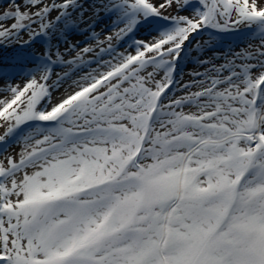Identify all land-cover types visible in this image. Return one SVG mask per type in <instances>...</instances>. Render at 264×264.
<instances>
[{"label": "snow or ice", "instance_id": "snow-or-ice-1", "mask_svg": "<svg viewBox=\"0 0 264 264\" xmlns=\"http://www.w3.org/2000/svg\"><path fill=\"white\" fill-rule=\"evenodd\" d=\"M242 25L259 47L173 93L194 44ZM85 31L98 52L70 43ZM18 43L20 72L0 67V264H264V0H0V49Z\"/></svg>", "mask_w": 264, "mask_h": 264}, {"label": "rangeland", "instance_id": "rangeland-1", "mask_svg": "<svg viewBox=\"0 0 264 264\" xmlns=\"http://www.w3.org/2000/svg\"><path fill=\"white\" fill-rule=\"evenodd\" d=\"M85 7H88L86 4ZM166 15L169 13H165ZM171 14L175 15V6H173L171 10ZM55 15V14H53ZM92 15L91 8L85 13V20L91 23L90 17ZM179 15L184 16H190L191 11L186 9L179 13ZM122 26V25H121ZM84 28L87 29V24L84 25ZM116 29L113 27L112 18L108 17L104 14L103 11L100 12V16L97 18L95 24H94V31L99 34V39L104 40L106 36L113 35V32ZM136 39L141 40H147L150 38L149 36V30L147 27L141 28L138 32L135 33ZM199 40H206V36L203 37H197ZM27 39V36H23L21 39V43L23 40ZM41 42H37L32 46L29 51H35L37 55H39L40 51L42 50L40 47ZM72 44H78L79 47H85L88 46V44H92L94 48H96L94 40L91 38L90 31H85L83 34H77L71 41ZM130 44V40L128 38H124L120 41H117L113 39L112 45L115 48V51L117 53H124L125 49ZM251 45L252 49H255L256 47L260 46V41L258 38H256L254 35L251 37H247L244 35L239 36L238 45H233L230 48H221L224 46H214L217 47V49H205L201 48L199 45L194 44L192 49L187 54L186 58L180 61L181 65V71L177 76V86L173 88V93L180 95L182 94V85L186 83H190L194 77L190 75L194 71H199L201 73H204L207 69H210L213 64L219 66L224 63H226L227 60L235 58V56L241 52H243L245 49H249V46ZM107 47V45H104ZM20 47V43L15 45H10L7 49H0V67H3L6 69L9 73H18L20 72L19 68H12L10 65L14 64L15 61L11 59V57L15 54V50ZM79 48L77 49V51ZM64 51V48L61 47V52ZM99 51V48H96V52ZM128 51H131L130 48H128ZM75 56V52L71 53H64L65 59H72ZM111 57L107 54L103 55V60H109ZM84 59L86 61H92L88 66L83 68V71L79 72L77 75H75L73 78H78L79 75H83L92 69H95L98 67V65L95 63L96 56L94 53L87 54ZM208 61L209 63L201 65L200 61ZM239 62V61H237ZM65 71V68L63 66H54L53 76L52 79H56V74H63ZM13 83H22V80L17 77ZM71 83V80H68L67 83H65L62 87H60L57 91L53 93L52 103H56L61 97H63L66 94V89H68V84ZM4 129L0 128V135H3ZM19 151V147L16 145H13L11 148H9L8 152L9 154L15 155V153ZM2 158V157H0Z\"/></svg>", "mask_w": 264, "mask_h": 264}, {"label": "trees", "instance_id": "trees-1", "mask_svg": "<svg viewBox=\"0 0 264 264\" xmlns=\"http://www.w3.org/2000/svg\"><path fill=\"white\" fill-rule=\"evenodd\" d=\"M250 31L249 29H247L245 26H240L239 31L237 33H233L230 34V37L227 41L224 42H220L218 43L216 46H224V47H220L221 48H230L232 47L234 44L238 45V40H239V36L244 35L247 37H251L253 35H250ZM209 33L208 32H204L202 35H200L199 37H203L206 36V38H208ZM191 39V37H190ZM213 49H217V47H213Z\"/></svg>", "mask_w": 264, "mask_h": 264}]
</instances>
